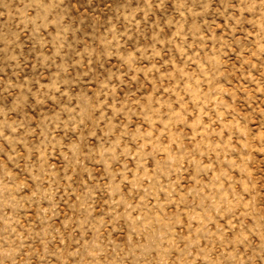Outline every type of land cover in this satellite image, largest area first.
<instances>
[{
    "label": "rangeland",
    "instance_id": "obj_1",
    "mask_svg": "<svg viewBox=\"0 0 264 264\" xmlns=\"http://www.w3.org/2000/svg\"><path fill=\"white\" fill-rule=\"evenodd\" d=\"M0 264H264V0H0Z\"/></svg>",
    "mask_w": 264,
    "mask_h": 264
}]
</instances>
